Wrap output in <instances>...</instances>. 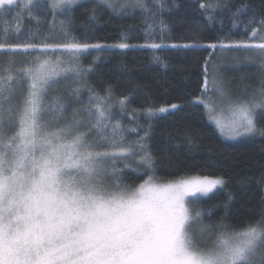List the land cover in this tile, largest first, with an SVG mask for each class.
<instances>
[{"label":"snow or ice","instance_id":"snow-or-ice-1","mask_svg":"<svg viewBox=\"0 0 264 264\" xmlns=\"http://www.w3.org/2000/svg\"><path fill=\"white\" fill-rule=\"evenodd\" d=\"M78 2L51 0L50 8L55 14L57 9L65 11ZM16 4L17 0H0V16ZM99 4H107L113 11L140 8L153 18L166 7L164 0H153L157 12H152L145 0H123L118 6L113 0H97L93 12ZM221 7L219 0L200 4L205 11ZM243 10L241 6L233 15ZM257 23L264 27V18L257 21L253 15L247 21L248 25ZM160 25L163 31V20ZM258 36L259 28L253 27L248 39L231 43L222 40L206 47L255 50L264 69V36L259 37L261 42H253ZM22 47L27 50L37 45ZM43 47H60L71 55L67 61L36 56L29 67L18 70L17 83L29 82L18 104L11 103L15 75L10 68L4 69L6 76L0 75V264H264V209L255 222L242 228L218 225L214 238L205 240L213 229L203 222V211L194 206L201 195L223 186L224 179L180 176L156 183L166 178L157 175L153 156L146 150L144 140L149 133L126 141L124 127L119 120L113 122L110 87L103 94L90 89L87 104L73 107L70 114L69 100L54 96L51 102H45L57 77L71 74L81 80L78 53L103 45L73 40ZM116 47L130 45L120 43ZM143 47L158 49L161 45ZM4 48L0 43V49ZM79 92L76 87L70 95L79 97ZM213 92L227 97L229 119L218 114L224 109L211 95ZM128 100V96L118 99L122 111ZM197 100L222 136H264L255 118L258 109L264 110V82L250 95L233 98L225 92L222 81L209 80L206 67ZM179 107L173 103L149 108L147 115ZM137 155L139 160L132 170L138 171L143 165L141 175L148 178L135 186L124 181L123 169L116 164L120 161L132 168L129 158Z\"/></svg>","mask_w":264,"mask_h":264},{"label":"trees","instance_id":"trees-1","mask_svg":"<svg viewBox=\"0 0 264 264\" xmlns=\"http://www.w3.org/2000/svg\"><path fill=\"white\" fill-rule=\"evenodd\" d=\"M96 2L80 1L53 14L50 3L39 0L26 10L20 4L10 6L9 12L0 16V43L5 45L0 49V75L6 76L4 69L10 68L16 77L11 103L18 104L28 88L27 80L17 83L18 70L29 67L36 56L67 61L71 55L60 47L46 49L44 44L56 46L73 40L101 44L102 48H89L77 54L76 62L83 70L81 80H75L71 74L57 77L58 82L49 88L45 102H51L54 96L69 100L70 114L73 107L87 104L90 89L103 94L110 87L113 122L119 120L124 127L126 141H136L144 137L145 131L149 133L144 140L146 150L153 156L157 175L166 178L156 182L165 183L168 178L180 176L224 179L221 188L200 197L194 206L203 211V222L212 226L207 237L214 238L218 225L242 228L258 220L264 209V136L257 134L237 141L224 138L197 97L201 95L206 67L209 80L216 79L214 63L220 49L206 46L222 40L231 43L248 39L253 27L259 28L260 36L264 27L258 23L248 25L247 21L253 15L257 21L264 18V0H219L222 7L214 12L201 9L200 4H215L217 0H164L166 7L162 12H157L158 5L153 0H145L150 10L157 12L155 18L140 8L113 11L106 4H99L93 12ZM241 6L244 10L234 16ZM161 20L166 25L163 31ZM259 36L253 42H258ZM120 43L130 47H116ZM150 43L161 47H143ZM26 44L37 47L25 50L22 46ZM185 44L193 46L182 47ZM223 75L236 83V90L244 87L248 92L244 96L264 82L259 57L252 66L225 70ZM76 87L80 88L79 97L70 95ZM122 96L129 97L123 111L117 102ZM173 103L180 107L147 115L149 108ZM255 118L257 127L264 129V110L258 109ZM138 160V155L129 158L132 168L120 161L116 164L123 169L124 181L135 186L148 178L141 175L143 165L138 171L132 170Z\"/></svg>","mask_w":264,"mask_h":264},{"label":"rangeland","instance_id":"rangeland-1","mask_svg":"<svg viewBox=\"0 0 264 264\" xmlns=\"http://www.w3.org/2000/svg\"><path fill=\"white\" fill-rule=\"evenodd\" d=\"M37 1H39V0H32V3L28 4L27 0H17V4H20L21 8L23 10H26V9L31 8ZM46 1H48L51 4V0H46ZM80 1H84V0H79V2ZM113 2L116 3L117 6H118L120 3L123 2V0H113ZM13 6H15V5H13ZM58 10L59 9H57L56 11H58ZM260 36H264V32L261 33ZM258 42H261L260 39H259ZM246 57H252V59L251 60H246L245 59ZM256 58H258V56L256 55L255 50H243V49L236 50V49H233V50H220L218 52V55H217L215 63H214V65L215 64H217V65H216V68H214V72L213 73H214V77H216V79L218 81H222L223 82L224 90H225V92L227 93L228 96H231L233 98H235L237 96H241L242 97V96H244L245 93H248V92L245 91V88L242 87V86H240V90H236L235 89V84L236 83L232 84L230 81H228L226 78H224V75H223L224 71L225 70L237 71V70L241 69L243 66L250 67V66H252V64L254 63ZM237 61H239V62H237ZM211 95L213 96L214 99H216L219 102V106L224 109V111L222 113H218V114L221 115V117L223 119H225V120L229 119L230 118V114L228 113L227 107H226L227 97L221 98L219 96V94L215 93V92L211 93ZM244 97H246V95ZM254 136H256V135H254ZM254 136H243V137H238L236 139H229V138H227L225 136H223V137L228 139V140L237 141V140H241V139H245V138H251V137H254ZM156 183H158V182H156ZM221 187L222 186H218L212 192H214L215 190H217V189H219ZM212 192H210V193H212ZM210 193H208L207 195H209ZM207 195H201L200 197H204V196H207ZM186 199L190 200L192 198L188 197ZM204 239L205 240H211L212 238H209V237L205 236Z\"/></svg>","mask_w":264,"mask_h":264}]
</instances>
